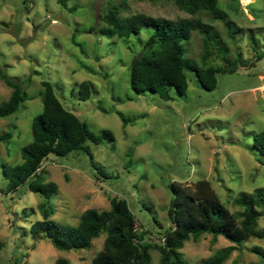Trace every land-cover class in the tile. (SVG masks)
Returning <instances> with one entry per match:
<instances>
[{
    "label": "rangeland",
    "instance_id": "rangeland-1",
    "mask_svg": "<svg viewBox=\"0 0 264 264\" xmlns=\"http://www.w3.org/2000/svg\"><path fill=\"white\" fill-rule=\"evenodd\" d=\"M0 0V67L8 77L28 81L29 99L19 113L0 119V264H92L104 249L106 233L88 249L61 251L31 234L43 220L45 200L30 183L9 190L4 167L23 163L22 148L33 141L32 122L43 111L42 82H51L63 106L90 131L111 132L100 145L86 144L93 155L51 156L42 170L45 183L58 186L51 216L57 224L77 226L81 215L112 208L113 198L126 200L145 241L163 246L173 227L171 203L177 186L192 189L206 180L233 213L242 193L264 190V156L254 134L264 132V0H220L213 12L191 15L169 0ZM113 6L127 18L144 14L172 21L201 20L216 36L207 65L236 67L219 74L218 87L207 90L195 71L188 90L164 101L152 93L137 94L131 66L144 52L151 29L120 39L101 33ZM185 59L199 67L207 54L205 36L194 32L184 43ZM91 84V97L79 98V85ZM12 90L0 78V105ZM264 230V217L258 221ZM235 247L225 264H264V239L241 246L204 234L180 250L186 264H201L220 250ZM152 264L161 252L151 250Z\"/></svg>",
    "mask_w": 264,
    "mask_h": 264
},
{
    "label": "trees",
    "instance_id": "trees-1",
    "mask_svg": "<svg viewBox=\"0 0 264 264\" xmlns=\"http://www.w3.org/2000/svg\"><path fill=\"white\" fill-rule=\"evenodd\" d=\"M182 11L191 15L199 12H213L215 18L224 19L216 9L220 0H169ZM66 5L65 0H59ZM105 27L103 35L129 39L139 36L144 29L152 32L144 44V52L131 66V84L137 94L152 93L164 101L173 100L172 94L187 92L188 72L195 71L207 90L218 87L219 74L235 73L236 67L215 68L207 65L212 55L211 27L201 20L172 21L136 14L127 18L120 16V8L113 6L102 17ZM205 36L207 54L199 67L185 59L184 43L192 39L193 33ZM0 78L12 90L9 100L0 105V119H6L20 112L30 98L28 81L12 79L0 67ZM43 111L32 122L33 141L22 148L23 163L16 167H4V175L9 181V190H18L30 183V190L40 194L44 202L40 204L43 220L31 226V234L38 239L49 240L61 251L88 249L94 239L106 233L104 249L93 259L92 264H152L151 250L156 247L161 252V264H186L180 250L191 239H199L204 234L215 238L224 237L234 245L241 246L250 238L264 239V230L258 229V221L264 217V190L242 193L234 200L241 211L231 212L220 200L210 182L201 180L192 189L175 187V199L171 203L173 227L163 237V246H152L145 241L146 231H141L129 203L113 198L109 211L95 209L85 211L77 226L57 224L51 220L54 215L50 205L52 196L57 195L55 183H45L42 170L51 156L69 158L77 152L92 153L86 144L100 145L103 140L115 142L111 132L97 135L74 113L68 111L58 98L51 82H42ZM91 97V84L79 85V98L83 101ZM6 133L0 141L9 140ZM255 145L264 156V132L254 134ZM163 238V239H164ZM162 239V240H163ZM235 247L220 250L214 257L201 264H225ZM57 264H66L60 260Z\"/></svg>",
    "mask_w": 264,
    "mask_h": 264
},
{
    "label": "built area",
    "instance_id": "built-area-1",
    "mask_svg": "<svg viewBox=\"0 0 264 264\" xmlns=\"http://www.w3.org/2000/svg\"><path fill=\"white\" fill-rule=\"evenodd\" d=\"M163 242H165V238L163 239Z\"/></svg>",
    "mask_w": 264,
    "mask_h": 264
},
{
    "label": "water",
    "instance_id": "water-1",
    "mask_svg": "<svg viewBox=\"0 0 264 264\" xmlns=\"http://www.w3.org/2000/svg\"><path fill=\"white\" fill-rule=\"evenodd\" d=\"M74 250H76V248Z\"/></svg>",
    "mask_w": 264,
    "mask_h": 264
}]
</instances>
